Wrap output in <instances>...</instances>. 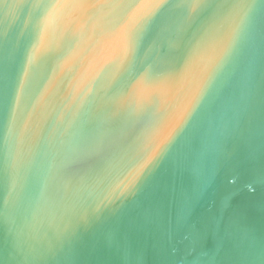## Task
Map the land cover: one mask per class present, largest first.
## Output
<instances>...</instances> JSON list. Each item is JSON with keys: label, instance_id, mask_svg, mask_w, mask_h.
Instances as JSON below:
<instances>
[{"label": "water", "instance_id": "1", "mask_svg": "<svg viewBox=\"0 0 264 264\" xmlns=\"http://www.w3.org/2000/svg\"><path fill=\"white\" fill-rule=\"evenodd\" d=\"M0 264H264V0H0Z\"/></svg>", "mask_w": 264, "mask_h": 264}]
</instances>
